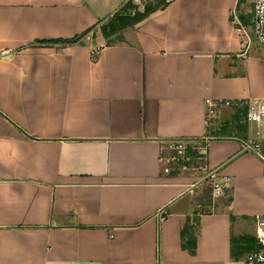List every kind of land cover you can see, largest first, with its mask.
Returning a JSON list of instances; mask_svg holds the SVG:
<instances>
[{"label": "crops", "instance_id": "obj_1", "mask_svg": "<svg viewBox=\"0 0 264 264\" xmlns=\"http://www.w3.org/2000/svg\"><path fill=\"white\" fill-rule=\"evenodd\" d=\"M126 4L0 0V264H245L259 248L263 169L240 140L264 125L234 105L264 99V46L232 18L252 33V0H170L120 42L102 28ZM201 137L205 159L164 171L167 140Z\"/></svg>", "mask_w": 264, "mask_h": 264}, {"label": "built area", "instance_id": "obj_2", "mask_svg": "<svg viewBox=\"0 0 264 264\" xmlns=\"http://www.w3.org/2000/svg\"><path fill=\"white\" fill-rule=\"evenodd\" d=\"M159 0H127V4L130 3L131 7L128 9L129 15H136L139 12H144L149 4H153ZM169 2L170 0H166ZM253 4V23L252 33L242 23L236 11H233L232 18L233 23L238 32L243 36L244 43L256 42L264 46V0H252ZM12 52L3 50L0 52V58H4L11 55ZM99 54L98 49H93V58H97ZM222 102H215L214 100H207L209 107V119L216 117L217 109ZM230 106L231 102L225 103ZM237 107L242 108L240 115L247 122L255 123L258 125H264V99H248L246 101L238 102ZM257 135L260 138L244 140L241 139V152L254 155L258 158L262 164L264 175V137L261 132ZM209 149V138H174L167 140L161 150V161L169 165L166 166L164 171L170 172L173 169V164L177 166V169L186 171L189 169L188 163L194 159H205ZM214 195L223 193L224 186L215 184ZM162 211L159 213V217H162ZM257 231L256 240L259 248L256 251L249 253L245 258V264H264V217L257 218Z\"/></svg>", "mask_w": 264, "mask_h": 264}, {"label": "trees", "instance_id": "obj_3", "mask_svg": "<svg viewBox=\"0 0 264 264\" xmlns=\"http://www.w3.org/2000/svg\"><path fill=\"white\" fill-rule=\"evenodd\" d=\"M168 2L165 0H159L158 3H153L149 4L144 12H139L136 15H120V14H115L114 17L111 19V21L103 26L102 31L103 34L108 36L109 34H118L117 37L120 42H123V38L121 35V32L127 28L135 25L136 23L140 22L144 18L148 17L152 12L163 8L167 6ZM131 7V4L128 3L123 7V10H128ZM259 247V245H258Z\"/></svg>", "mask_w": 264, "mask_h": 264}, {"label": "rangeland", "instance_id": "obj_4", "mask_svg": "<svg viewBox=\"0 0 264 264\" xmlns=\"http://www.w3.org/2000/svg\"><path fill=\"white\" fill-rule=\"evenodd\" d=\"M245 1H246V0H241V4L244 3ZM251 10H252V9H251ZM249 11H250V10H249ZM228 133H229V132H228ZM231 134H233V133H231Z\"/></svg>", "mask_w": 264, "mask_h": 264}]
</instances>
